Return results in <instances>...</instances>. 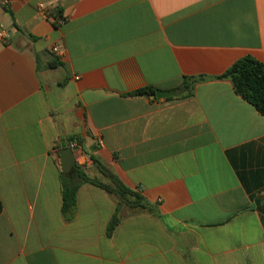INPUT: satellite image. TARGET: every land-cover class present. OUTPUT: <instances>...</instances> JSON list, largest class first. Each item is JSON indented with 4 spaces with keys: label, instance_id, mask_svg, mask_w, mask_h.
<instances>
[{
    "label": "crops",
    "instance_id": "1",
    "mask_svg": "<svg viewBox=\"0 0 264 264\" xmlns=\"http://www.w3.org/2000/svg\"><path fill=\"white\" fill-rule=\"evenodd\" d=\"M2 31L0 264H264V115L217 79L264 65V0H14ZM72 138L151 210L87 184L66 220Z\"/></svg>",
    "mask_w": 264,
    "mask_h": 264
},
{
    "label": "trees",
    "instance_id": "2",
    "mask_svg": "<svg viewBox=\"0 0 264 264\" xmlns=\"http://www.w3.org/2000/svg\"><path fill=\"white\" fill-rule=\"evenodd\" d=\"M54 65H57V63ZM217 79L230 81L235 93L254 106L261 115H264V65L261 62L253 57H244L235 62ZM206 80L207 78L205 77L187 79L185 86L192 90L195 84ZM155 94L156 90L154 88H145L130 94V96H155ZM73 141L79 140L72 138L69 140L68 144L60 143L56 146V150L59 151L71 146L69 143ZM93 160L101 174L109 181V184H104L89 177L84 170L78 166H75L69 174L62 173V213L66 220L69 221L73 219L77 205L78 192L82 186L87 184L99 187L107 193L116 196L122 205L131 209H149L148 204L145 203L144 198L139 192L133 191L125 186L106 166L96 159ZM2 212L3 205L0 199V216ZM120 223L121 219L118 210L108 225V236L111 237L113 235Z\"/></svg>",
    "mask_w": 264,
    "mask_h": 264
},
{
    "label": "water",
    "instance_id": "3",
    "mask_svg": "<svg viewBox=\"0 0 264 264\" xmlns=\"http://www.w3.org/2000/svg\"><path fill=\"white\" fill-rule=\"evenodd\" d=\"M189 94H190L189 89L185 87L175 92L156 91L155 97L159 100H162V99H170V98H184L187 97ZM58 155L61 160L63 173L65 174L71 173L76 165L74 150L72 148H64L58 152Z\"/></svg>",
    "mask_w": 264,
    "mask_h": 264
},
{
    "label": "built area",
    "instance_id": "4",
    "mask_svg": "<svg viewBox=\"0 0 264 264\" xmlns=\"http://www.w3.org/2000/svg\"><path fill=\"white\" fill-rule=\"evenodd\" d=\"M13 1L14 0H0V4L2 6H4L5 8H9L12 5ZM57 21H58V23H62V20L57 19ZM0 38L2 40H10V34L5 32V31H2L0 33ZM53 51H54V54L59 57L60 50H58L57 48H54ZM70 148H72L73 150H76V149H78V146H77V144H72L70 146Z\"/></svg>",
    "mask_w": 264,
    "mask_h": 264
}]
</instances>
